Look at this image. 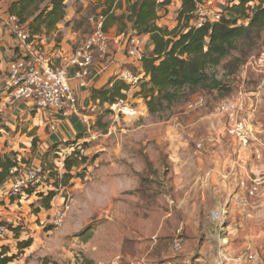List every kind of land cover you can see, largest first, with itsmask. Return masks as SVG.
Masks as SVG:
<instances>
[{"label":"rangeland","instance_id":"1","mask_svg":"<svg viewBox=\"0 0 264 264\" xmlns=\"http://www.w3.org/2000/svg\"><path fill=\"white\" fill-rule=\"evenodd\" d=\"M258 51L261 52L258 54L256 51L249 56L234 75H228L225 71L227 61L214 70L218 78L224 81V93L228 95L229 92H226L231 90L226 99L245 108L244 113L233 121H246L244 119L250 113V135L246 145L230 135L233 123L218 110L217 106L224 98L218 91L212 94L195 92L187 102L172 110L149 119L141 116V120L135 121L168 122L174 116L169 121L172 126L201 125L194 130L182 128L184 130L179 135L185 140L186 135L190 134V139L194 141L203 131L200 136L207 137L197 142H202L203 148L197 150L195 144L200 154L208 149L207 143L225 141L226 149H221L223 144L218 147L222 158L228 161L222 177L216 182L207 172L204 179H199L202 181L199 184L205 188L200 192L203 212L196 218L205 224L202 234L197 236V227L193 226L195 218L191 213L196 206H191V202L187 201L194 196L187 192L186 181L191 175L187 163L172 172L171 162L164 160L158 163L156 169L149 167L143 173V181L134 178L131 193L117 195L111 191L110 173L105 168L107 160L100 159L104 155L100 149L91 151L86 155V163L73 168L71 179H66V171L59 170L63 167V160L56 161L47 153L42 160L43 187L39 191H55L57 195L52 208H45L39 195L28 197L25 201L29 209L26 218L19 216L15 219L26 230L24 237L31 234V226L37 225L42 242L29 256L23 257L24 253L17 252L21 260L11 264H264V67L259 68L255 64V59L264 53V45ZM235 54L240 56L238 52ZM199 96L203 99V105L191 109L189 105ZM201 113H207V118L197 120V115ZM113 121L109 112L105 113L99 129L104 132L103 125L107 127ZM93 132L91 129V134ZM164 136L166 143V137L170 136ZM212 146H209V150L219 153ZM168 148L169 143L166 150ZM151 152L159 160V151L152 148ZM96 162L98 165H95ZM212 180L219 187L227 189V193H224L230 200L226 217L227 234L224 236L216 224L222 223L213 219V214L220 211L211 213L210 202L205 203L206 199L214 198L210 193L211 187H214ZM238 198H245L247 203L241 204ZM8 199L0 200L3 215H9L5 207ZM62 208L66 211L63 224L50 228L53 225L52 210ZM29 218L33 221L30 222ZM223 238L226 242H223ZM8 239V244L14 242L12 237ZM29 251L31 253L32 249Z\"/></svg>","mask_w":264,"mask_h":264},{"label":"crops","instance_id":"2","mask_svg":"<svg viewBox=\"0 0 264 264\" xmlns=\"http://www.w3.org/2000/svg\"><path fill=\"white\" fill-rule=\"evenodd\" d=\"M13 1L16 0H4L0 4V162L5 157H11L17 160V167L21 168V170L34 168L43 171L42 160L45 154L48 153L56 161H61L62 159L63 167L59 170L66 171L65 161L74 153L72 147L76 148L75 151L82 150L81 154L85 157L91 151L100 149V152L104 153L100 159L106 158L107 160L105 168L110 173L111 191L117 195L119 193H131L133 191L134 178H138L140 182L141 180L143 181L145 178L143 173L149 167L158 168V163L164 160L171 162L172 172L182 168L187 163V167L191 170V175L186 181L187 192L190 195H194L187 201L191 202V206H196L191 213L195 218L193 226L197 227L195 230L197 236L202 234L205 224L203 220L196 218H199L203 212L200 192L205 188L203 189V186L199 183L202 182L200 180L205 178L207 172L211 173L212 179L216 182L222 177L221 173L223 174L225 168H227L228 161L226 158H222V153L218 147L223 144L224 147H221V149H226L225 141L207 143L208 149L205 153L200 154L195 149V144L203 139L202 137H207L200 136L203 131H200L194 141L190 139L192 136L190 134L186 135L185 140L179 138V135L180 131L184 130L182 128L194 130V128L202 126H194L195 124L188 126L174 124L172 126L169 121L174 116L168 122L146 120L141 123H136V120L130 118H121L116 121L111 116V120L113 119L114 121L110 122L107 127L105 126L106 124L103 125L107 132L104 133L99 129V124L104 114L109 112V116L111 115V104L94 99L93 92L112 88L116 82L121 81L118 75L123 70L131 68V65L128 64L125 42L127 37L135 34L132 24L125 21L124 26V23L119 22L118 19L107 20V33L111 42L109 55L102 59L100 55L96 54L92 72L82 82L74 77V67L68 66L75 52L90 35L94 26L95 16L103 14L104 11H111L115 17H121L127 12V0H86L83 3H70L67 15L64 21L58 24L56 31L50 35L37 37L35 48L32 49L19 48L13 34L6 28V21L9 18V5ZM217 1V8L224 11L227 5L239 3L240 0ZM121 3L122 7L120 8L118 5ZM251 6L253 9L261 7L257 3ZM181 7V0H171L170 5L159 11L161 18L158 21V26L169 28L170 30L175 29L178 26L177 18ZM143 38L146 56H148L153 52L154 44L150 36H143ZM36 49L40 50L43 57L52 61L56 67H68L70 85L78 98L77 113L64 114L57 110H37L24 101H15L11 98L10 93H8L11 82V62L17 57L27 55L30 57V55L35 53ZM134 71L141 76V82L131 90L129 96L133 97L135 105L144 116L142 118L146 117V119H149L154 116L150 115L145 99L138 94L141 91V85L149 81V77L143 67L135 68ZM177 114L175 113L174 115ZM206 116L207 113L198 114L197 120ZM128 119L134 122H129L130 120ZM91 129L94 131L93 134H91ZM204 130L207 132L206 128ZM164 135L170 136L166 137V143H164ZM168 143L169 148L166 150ZM81 144L82 146L77 147ZM211 145H214L212 147L216 148L219 153L210 151L209 146ZM56 146L58 151H54ZM152 148L159 151V160L152 155ZM95 165H98V162ZM140 182H137V184L139 185ZM213 183L214 187H211L210 193L214 195V198L206 199L205 203L210 202L211 213L222 209L227 211L230 204V200L226 198L224 193H227V189L224 190L215 182ZM31 197L35 198L36 196ZM27 199L22 201L21 207L15 201L7 200L5 207L9 210L4 208L7 213L9 212L10 216L1 213L3 207L0 205V218L15 224H17L15 221L17 217L26 218L29 210L25 204ZM57 210L53 209L51 212L52 222ZM29 220L30 222L33 221L31 218ZM216 224L220 229L221 225L219 223ZM39 229L37 225L31 226L30 237L33 243L30 248L23 251V257L33 254L37 247L40 246L42 241L39 239V234H41ZM45 238L46 235H44ZM8 242L9 239L4 244L10 246L12 253L16 254V241L14 240L10 244ZM1 248L2 245H0ZM30 249H32L31 253ZM19 259L18 257L17 260Z\"/></svg>","mask_w":264,"mask_h":264},{"label":"trees","instance_id":"3","mask_svg":"<svg viewBox=\"0 0 264 264\" xmlns=\"http://www.w3.org/2000/svg\"><path fill=\"white\" fill-rule=\"evenodd\" d=\"M3 1L0 0V4ZM205 1L181 0L178 26L172 30L158 26L161 18L159 11L170 5L171 0H127V12L121 17H115L111 11L96 15L105 17L103 29L106 33L107 20L118 19L124 26L125 21L131 23L136 35L151 37L154 50L143 61L149 81L141 85V91L138 93L145 99L151 116L163 114L182 105L189 100L191 94L198 91L208 94L218 91L221 97L226 99L231 90L226 92H229L228 95L224 93V81L218 78L214 70L227 61L224 69L228 75H234L249 56L256 51L258 54L261 52L258 50L264 45V0H240L239 3L227 5L220 22L196 28L191 25L195 18L194 12L197 5ZM66 2L67 0H16L9 5V17H16L21 25L27 26L32 36L30 42H35L37 37L56 31L58 24L64 21L70 3H74ZM254 3L261 7L253 9L251 5ZM118 7L121 8L122 3ZM96 16L94 21L98 18ZM6 28L9 30L7 25ZM93 30L94 26L90 35ZM237 52L240 56H236ZM17 58H14L11 64ZM129 90L128 84L118 81L112 88L94 91L93 98L112 105L125 97L124 92ZM54 151H58L57 146ZM87 160L80 151H74L65 161L66 179L73 177V168H78ZM17 166V160L11 157L1 160L0 187L12 177L11 171ZM34 191V188L27 190L29 197L34 195ZM38 195L43 200V206L51 209V203L57 195L55 191L40 192ZM1 224L7 226L13 234L17 252L23 253L32 246L30 235L27 238L23 236L26 231L23 225L4 220ZM53 227L55 226H50ZM17 255L18 253H12L10 246L2 245L0 264L15 262Z\"/></svg>","mask_w":264,"mask_h":264},{"label":"built area","instance_id":"4","mask_svg":"<svg viewBox=\"0 0 264 264\" xmlns=\"http://www.w3.org/2000/svg\"><path fill=\"white\" fill-rule=\"evenodd\" d=\"M69 1L83 3L86 0H67L66 3ZM217 5V0H206L198 4L194 12L195 18L191 25L200 28L204 25H212L220 22L224 12L223 10H219ZM104 22L105 17L100 16L97 18L94 22L92 34L76 51L72 60L69 62L68 66L76 67L74 77L81 82L91 74L96 54L100 55L102 59L109 55L111 42L108 33L103 29ZM6 25L13 34L19 48H35L36 41L30 42L32 36L29 29L27 26L21 25L16 17H9L6 21ZM125 43L128 64L131 65V68L123 70L118 75V78L122 82L128 84L130 90L124 92L125 97L118 99L116 103L110 107L112 111L111 116L116 121L121 118L138 120L143 116L135 105L133 97H130L129 94L131 90L137 87L141 82V76L137 75L134 69L143 67V61L147 55L144 48V38L136 34L130 35L127 37ZM255 64L259 68L264 67V53L255 59ZM67 68L68 67H56L53 65L52 61L43 57L40 50L36 49L35 53L30 55V57L28 55L18 57L16 61L11 64V82L8 93H10L13 100L24 101L29 104L30 107L37 110H57L64 114L77 113L78 98L70 85V77ZM202 105L203 99L199 96L196 97L189 106L191 109H194ZM217 107L218 110L223 115L228 116L233 123L230 127V135L236 137L241 143L246 145L250 135V113L248 117L244 119L246 121H238L235 123L233 120L236 119L239 114L244 113V106L235 104L232 100L224 99L220 101ZM196 148L197 150H201L203 148V143H197ZM72 150L74 151L73 147ZM42 173L43 171L34 168L25 169L24 171L18 167L13 168L11 171L12 177L0 187V200L1 198H9L8 200H13L19 205L23 200L29 197L27 190L31 188H35L33 196H37L38 193H40L39 190L43 187L41 179ZM254 190H256V188ZM238 202L246 204L247 200L245 198H238ZM65 213L66 211L64 208L57 210L52 223L56 228L63 224ZM226 217L227 211L225 209L213 214V219L222 223L220 229L223 236L227 234ZM1 222L2 219L0 218V245L4 244V242L13 235L10 229L2 225ZM225 241V238H223V242Z\"/></svg>","mask_w":264,"mask_h":264},{"label":"clouds","instance_id":"5","mask_svg":"<svg viewBox=\"0 0 264 264\" xmlns=\"http://www.w3.org/2000/svg\"><path fill=\"white\" fill-rule=\"evenodd\" d=\"M223 12H224V11H223ZM226 14H227V13H226ZM226 14H225V15H226ZM223 15H224V13H223ZM121 82H122V81H121ZM115 103H116V102H115ZM115 103H114V104H115ZM112 105H113V104H112ZM112 105H111V106H112ZM111 106H110V107H111ZM110 111H111V109H110ZM111 114H112V111H111ZM77 147H80V145H78ZM73 148H74V147H73ZM75 149H76V148H74V151H75ZM72 151H73V150H72Z\"/></svg>","mask_w":264,"mask_h":264}]
</instances>
